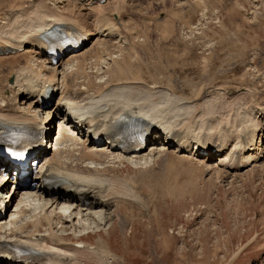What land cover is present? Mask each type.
Instances as JSON below:
<instances>
[{
  "label": "bare ground",
  "instance_id": "obj_1",
  "mask_svg": "<svg viewBox=\"0 0 264 264\" xmlns=\"http://www.w3.org/2000/svg\"><path fill=\"white\" fill-rule=\"evenodd\" d=\"M195 1L194 5L202 8L204 14L205 2ZM130 2L27 0L21 8L10 10L4 23L0 22V60L30 55L27 63L9 68L6 73L0 67L5 81H12L3 89V97L0 95V136L8 131L45 129V137L49 139L48 147L34 161L39 166L31 167L23 181L17 176L8 179L12 169L0 158V193L6 196L8 208L21 193L11 212L0 217V244L34 253L29 264H77L75 256L80 251L97 252L90 245L67 243L58 234L65 232L63 218H68L69 228L76 235L79 229L97 230L111 220L108 216L114 201L109 195L115 184L99 171L108 160L147 168L158 159L151 154L174 146L175 154L197 156L209 168L216 162L218 169L229 172L264 161V106L251 109L248 105L253 96L247 105L240 101L237 108V102L231 104V94L225 91L218 98L191 102L172 88L158 83L149 85L140 77L129 74L117 81L111 77L121 69L124 56L115 57L104 46L122 43L123 49L136 39L129 36L132 39L128 40L125 36L127 28L133 26L130 19L125 23L122 17L133 6ZM178 3L183 6L186 2L178 0ZM58 28L69 36L88 37V41L79 51L65 53L55 63L41 37ZM133 29L127 34H133L136 31ZM89 44L99 47L97 54L90 55L85 50ZM12 52L15 53L4 56ZM100 65L104 67L98 68ZM95 70L102 72L101 85L90 83V72ZM78 78L89 84L78 85ZM46 88L58 97L48 109L40 102ZM224 109L230 110L227 116L220 114ZM218 114L220 120L214 119ZM135 121L144 122L149 135L148 146L141 152H130L123 144L127 125L132 127ZM194 123L200 130L192 138L190 125ZM126 183L123 182L124 191L135 194L130 190V186L136 188L135 184Z\"/></svg>",
  "mask_w": 264,
  "mask_h": 264
},
{
  "label": "rangeland",
  "instance_id": "obj_2",
  "mask_svg": "<svg viewBox=\"0 0 264 264\" xmlns=\"http://www.w3.org/2000/svg\"><path fill=\"white\" fill-rule=\"evenodd\" d=\"M180 1L186 3L178 6V0H131L133 6L122 17L125 23L129 19L133 22L127 30L134 27L136 31L128 35L126 30L125 34L121 25L120 30L127 39H136L123 49L122 43L104 46L115 57L124 56L121 69L111 77L115 81L129 74L140 77L149 85L172 88L191 102L228 92L231 104L237 102L233 103L236 108L240 101L247 105L250 96L251 109L263 107L264 0H203L204 14L194 0ZM26 2L0 0V22ZM96 47L89 44L85 50L95 55L100 50ZM28 59L29 54L3 59L0 67L6 73ZM101 73L91 71L90 83L101 85ZM3 76L1 96L12 82ZM77 82L89 84L86 79L78 78ZM227 109L220 114L227 116ZM220 114L213 118L219 119ZM54 121L57 129L58 121ZM197 126L190 125V137L198 135ZM158 151L151 154L158 159L147 168L116 160L101 166L99 171L115 184L109 195L114 201L108 216L111 220L103 228L79 229L76 235L68 218L62 219L67 225L65 232L58 234L60 238L97 251H80L75 256L77 264H264V161L229 172L218 169L216 162L209 168L197 156L175 154L174 146ZM123 182L135 184L136 188L130 186L135 194L125 192ZM118 193L122 196L116 198ZM20 198L21 193L10 204L9 212ZM29 218L27 214L25 219Z\"/></svg>",
  "mask_w": 264,
  "mask_h": 264
}]
</instances>
